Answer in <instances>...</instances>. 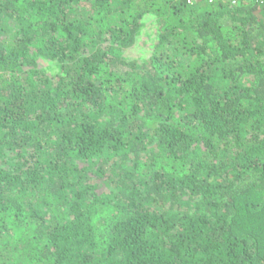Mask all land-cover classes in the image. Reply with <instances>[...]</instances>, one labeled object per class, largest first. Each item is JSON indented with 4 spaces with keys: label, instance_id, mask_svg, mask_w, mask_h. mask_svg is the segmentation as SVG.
<instances>
[{
    "label": "trees",
    "instance_id": "16d2710c",
    "mask_svg": "<svg viewBox=\"0 0 264 264\" xmlns=\"http://www.w3.org/2000/svg\"><path fill=\"white\" fill-rule=\"evenodd\" d=\"M0 264H264V0H0Z\"/></svg>",
    "mask_w": 264,
    "mask_h": 264
},
{
    "label": "rangeland",
    "instance_id": "374dc122",
    "mask_svg": "<svg viewBox=\"0 0 264 264\" xmlns=\"http://www.w3.org/2000/svg\"><path fill=\"white\" fill-rule=\"evenodd\" d=\"M152 19L153 18L150 16L145 19V25L143 26L135 45L126 52L128 56L145 59L149 55L155 32V24Z\"/></svg>",
    "mask_w": 264,
    "mask_h": 264
}]
</instances>
